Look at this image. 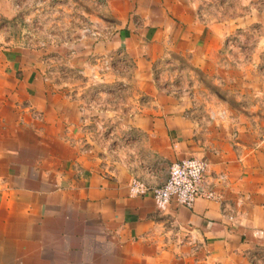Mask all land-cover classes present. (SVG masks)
Listing matches in <instances>:
<instances>
[{
	"label": "crops",
	"instance_id": "obj_1",
	"mask_svg": "<svg viewBox=\"0 0 264 264\" xmlns=\"http://www.w3.org/2000/svg\"><path fill=\"white\" fill-rule=\"evenodd\" d=\"M201 1L0 0V97L20 103V130L45 150L29 159L27 174L19 159L0 173V264H264V112L228 109L233 121L204 127L192 117L191 95L153 75L172 54L207 72L213 42L232 28L223 10L200 16ZM75 11L85 24L108 21L110 37L55 43ZM119 51L132 61L122 80L136 106L126 112L90 114L45 76L57 65L87 75L88 58ZM96 116L118 134L113 154L96 141L82 145ZM189 157L207 160L215 199L159 210L151 194L130 191L133 178L161 185L170 164Z\"/></svg>",
	"mask_w": 264,
	"mask_h": 264
},
{
	"label": "rangeland",
	"instance_id": "obj_2",
	"mask_svg": "<svg viewBox=\"0 0 264 264\" xmlns=\"http://www.w3.org/2000/svg\"><path fill=\"white\" fill-rule=\"evenodd\" d=\"M201 2L198 6L200 16L211 12V8L219 12L223 10L229 15L230 20L226 23L232 28L223 40L219 42L216 39L213 42L214 52L204 60L208 67L207 72L191 68L187 57L172 54L155 65L153 75L169 91H186L191 95L192 117L204 127L212 123L224 124L233 121L235 117L228 113V109L235 113L239 110L252 112L256 109L264 112V0H202ZM77 14L76 11L73 13L72 26L68 27V31L66 29L68 33L63 34V40L60 37V39L55 38V43L59 40H72L75 43L84 40L97 42L89 36L83 37L82 31L79 35H75L78 27L84 29L86 25L82 19H78ZM238 15L240 18H245L239 21L233 20ZM106 23L108 24V21ZM28 24L30 29H34L35 23L32 20L28 21ZM73 54L74 51H71V54L69 52V56ZM52 57L58 60L55 56H51L50 60ZM104 59L109 62L108 68L104 65ZM86 62L87 75L77 69H61L57 65L54 70H47L45 76L48 82L52 78L60 81L62 84L56 87L57 91L78 99L81 107L89 112H94L98 108L115 109L120 112H126L131 107L135 108L134 103L126 101L130 91L122 78L130 73L132 61L123 51L90 57ZM10 96L0 97V173H4L9 164L18 163L19 159L20 164L22 162L25 164L24 166L21 164V171L27 174L29 159L43 155L45 150L31 139L28 131L30 129L20 130L21 124L18 122L21 118L17 111L20 103L9 99ZM101 119L106 123L100 121ZM88 121L82 132L83 138L87 139V143L82 142L84 149L88 150L89 144L93 146L92 143L96 141L101 145L100 150L105 152V155H110V151L113 154L115 151L113 146H118V142L114 140L118 134L113 137L109 120L96 116ZM259 122L264 124V115L259 116ZM262 128L264 130V127ZM120 135L121 142L129 141L127 134ZM21 144H30L31 147L22 149L18 147ZM27 182L30 184L29 181ZM31 184L34 182L31 181Z\"/></svg>",
	"mask_w": 264,
	"mask_h": 264
},
{
	"label": "built area",
	"instance_id": "obj_3",
	"mask_svg": "<svg viewBox=\"0 0 264 264\" xmlns=\"http://www.w3.org/2000/svg\"><path fill=\"white\" fill-rule=\"evenodd\" d=\"M103 22L96 27L92 23H86L84 29L80 30L83 33L82 36H89L97 42L107 40L112 32L110 31L111 25ZM108 64V60H105L104 65L106 68H108ZM207 169L208 162L206 159L198 157L185 158L170 164L167 178L161 185L149 186L139 178H133L130 191L134 195L151 194L159 210L166 209L171 203L185 208H192L199 198H216L214 191L205 182Z\"/></svg>",
	"mask_w": 264,
	"mask_h": 264
}]
</instances>
